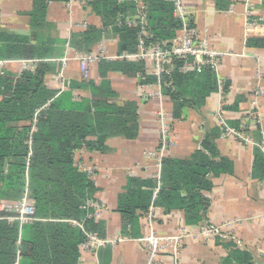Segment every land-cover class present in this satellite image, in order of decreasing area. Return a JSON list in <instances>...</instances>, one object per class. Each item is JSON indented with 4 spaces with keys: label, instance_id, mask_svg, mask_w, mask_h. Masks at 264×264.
Segmentation results:
<instances>
[{
    "label": "crops",
    "instance_id": "1",
    "mask_svg": "<svg viewBox=\"0 0 264 264\" xmlns=\"http://www.w3.org/2000/svg\"><path fill=\"white\" fill-rule=\"evenodd\" d=\"M133 2L136 10L130 15L143 12L144 0ZM183 2L185 17L209 46L219 53L218 67L214 71L217 88L207 92V87H204L207 92L204 102L200 106L182 107L179 116L174 118L170 99L164 95L161 100L156 97L160 91L157 83L140 85L137 75L127 76L119 71L105 70L100 67L99 61L90 67L91 81L96 85L108 83L116 94L110 102L120 106L124 102L134 104L138 129L133 139L109 136L103 143L105 150L102 152H89L82 148L74 153V163L78 168L93 170L90 176L95 187L93 197L100 205L95 221L102 225L97 235L114 240L96 249H80L78 264H145L146 251L140 238L148 231L146 213L138 217V237L127 238L123 231L129 229L124 230L117 212L118 196L124 192L129 178L157 181L159 158L187 159L196 150H204L202 144L205 141L216 152L214 161L221 157L231 161L232 172L208 175L212 187L200 191L206 203L202 220L198 223H186L184 205L194 200L180 193L168 209L154 208L153 228L157 233L174 234L184 226L199 229L234 221L229 229H222L221 235L213 239L199 236L184 240L181 245L182 264H226L227 261L228 264H264V179L253 174L254 154L259 150L257 144L264 140V49L246 46L249 37H264V0L250 2L254 15L261 19L260 26L252 32L247 31L245 0H229L222 7L216 6L215 0ZM32 6L33 0H0V32L25 37L28 44H36V38L44 41L48 34L60 43L65 42L63 46L54 45L53 55L44 60L60 65L58 72L48 74L47 86L63 91L71 81L85 82L78 63L68 60L64 66L62 59L67 52L66 43L68 56L80 50L78 47L84 49L85 43L77 35L87 29L97 30L92 35L88 52L102 49L105 55L110 56L103 59L115 60L111 56L119 53L118 34L104 27L100 17L88 5L70 4L69 0L48 1L43 22L49 28L47 25L32 26L29 16ZM73 36L77 37L74 47L70 45ZM2 44L4 42L0 39V46ZM3 54L5 58L0 61L6 62L4 72L14 76L22 73V60L36 59L39 60L37 64L40 62L38 58L15 57L8 52ZM219 82H223L222 90L219 89ZM72 96L76 108L90 109L88 90L75 89ZM160 104L169 112L172 126V142L162 156L156 121ZM253 112L257 114L258 122L249 118L245 123L249 127L246 136L251 143L221 135L222 121L240 129L242 120ZM149 152L155 154L148 157ZM18 223L20 226L21 223ZM237 252H240V258ZM160 259L161 264L172 262L168 254L161 255Z\"/></svg>",
    "mask_w": 264,
    "mask_h": 264
},
{
    "label": "trees",
    "instance_id": "2",
    "mask_svg": "<svg viewBox=\"0 0 264 264\" xmlns=\"http://www.w3.org/2000/svg\"><path fill=\"white\" fill-rule=\"evenodd\" d=\"M48 1L64 0H33L29 13L32 26L47 25L43 20ZM228 2L215 0L218 7ZM88 7L100 17L104 27L112 26L118 34V55L136 51V30L126 25L113 26L118 15L135 12L133 0H93ZM143 13L149 33L147 42L169 44L182 28V20L174 16L170 2L144 0ZM95 31L90 28L77 35L85 43L84 49L78 47L79 52L91 53L88 51ZM77 37H72V47ZM0 39L4 42L0 59L5 58L4 52L40 59L33 71H23L20 76L6 72L0 75V202L16 201L26 193L34 207V219L20 226L18 221L6 219L14 213L0 211V264H78L85 232L97 234L102 225L87 216L93 213L86 203L95 200V187L90 176L74 163V153L82 148L102 152L104 141L111 135L133 139L138 129L134 104L124 102L120 106L110 102L116 94L108 83L96 85L90 77L85 82H69L63 91L47 86L48 74L58 72L60 65L44 60L53 55L54 45L63 46L64 41L60 43L48 34L44 41L36 38V44H28L25 37L3 32ZM246 46L264 49V37L251 36ZM98 63L105 70L142 76L138 79L140 85L159 83L162 95L173 104L174 118L182 107L200 106L207 92L217 88L216 75L210 68L184 71L178 59L172 70L162 72L158 78L145 73L141 61L101 59ZM75 89L89 91V110L76 108L72 98ZM202 147L204 150H196L187 159L162 158L160 186L155 194L157 181L128 179L117 201L124 230L129 229L123 235L137 238L138 217L151 206L168 209L180 193L194 200L184 205L186 223L195 225L202 220L206 199L200 191L212 187L208 175L232 172L228 159L213 160L216 152L208 141ZM253 174L264 179V155L259 150L254 154ZM236 254L241 257L240 252Z\"/></svg>",
    "mask_w": 264,
    "mask_h": 264
},
{
    "label": "built area",
    "instance_id": "3",
    "mask_svg": "<svg viewBox=\"0 0 264 264\" xmlns=\"http://www.w3.org/2000/svg\"><path fill=\"white\" fill-rule=\"evenodd\" d=\"M93 0H69L70 4H80L87 6ZM123 1V0H119ZM170 2L173 6V14L175 17L182 20V28L179 30L177 37L172 39L169 44L166 42H147L149 33L146 29V20L143 12H139L135 15H118L113 26L126 25L136 30L137 39V50L134 53L124 52L120 55L111 56L114 59H127L133 61H141L145 64V72L156 76L157 78L164 71H170L173 68L174 60L178 59L182 61L180 67L181 70H195L200 71L203 67L210 68L213 72L218 67V51L212 49L208 42L201 37L198 29L193 27L188 18L185 17L184 2L183 0H164ZM251 0H245V18L247 31L252 32L260 26V18L254 15L251 10ZM109 28H112L110 26ZM68 52V44L66 43ZM67 52L62 59L63 65L65 66L68 60H75L78 63L80 72L83 79L88 80L90 77V67L103 58H109L110 56L105 55L102 49H98L95 52L84 53L74 52L71 56L67 55ZM39 60H22L21 71H33ZM5 61H0V75L4 74ZM138 79H143L142 76H138ZM147 85V84H146ZM157 85L160 87L159 83ZM60 88L63 89L62 83ZM219 89H223V82H219ZM161 93V94H160ZM257 92L256 94H259ZM160 100L162 98L161 88L157 93ZM39 112V110H37ZM36 112V114H37ZM35 114V115H36ZM251 118L258 122L257 114L249 113L242 120V127L235 129L230 127L225 122H221V135L223 137H232L240 141L251 143L250 139L246 136L247 134V119ZM156 121L158 124L159 134V145H160V156L163 152L170 148L172 142V126L171 116L169 112L160 104ZM29 148L31 147V138L28 140ZM259 150L264 154V140L257 144ZM154 152H149L148 157L153 156ZM30 155V153H29ZM158 166L160 167L161 158L157 160ZM80 170L87 172L88 176H91L93 170L89 168L80 167ZM160 172V168H159ZM160 186L159 173L157 177V185L155 187L154 194L157 192ZM87 207L93 209V213L88 214L89 217L98 218L100 205L96 201L88 200L86 203ZM154 208L151 206L146 212V222L148 225V231L140 241L142 242L146 251L145 264H161L160 256L168 254L171 258V264H182L181 262V245L184 240L189 238H197L199 236L213 239L216 236L221 235L222 229H229L234 221H229L220 225L210 224L203 226L199 229H190V227H182L174 234H161L157 233L153 228L154 220ZM0 211L5 213H14L13 216L6 217L7 220L13 221L18 220L20 223L30 222L34 219V207L32 201L28 198L27 194L13 202H0ZM81 228L82 226L79 225ZM85 240L80 245V249L83 251L89 250L90 248L96 249L106 245L107 243H113L114 240L105 239L99 237L96 233L85 232ZM127 239V238H126ZM125 240V239H124ZM118 241H122L118 238Z\"/></svg>",
    "mask_w": 264,
    "mask_h": 264
}]
</instances>
